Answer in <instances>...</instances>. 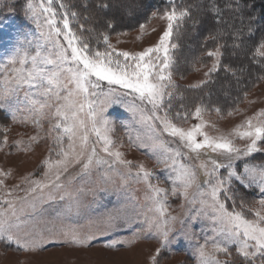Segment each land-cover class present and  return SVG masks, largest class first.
Returning a JSON list of instances; mask_svg holds the SVG:
<instances>
[{
	"label": "snow or ice",
	"instance_id": "snow-or-ice-1",
	"mask_svg": "<svg viewBox=\"0 0 264 264\" xmlns=\"http://www.w3.org/2000/svg\"><path fill=\"white\" fill-rule=\"evenodd\" d=\"M166 5L151 10L138 24L137 39H142L153 19L164 22L157 42L142 51H125L117 50L110 36L113 32L127 34L116 31V24L118 16L133 13L131 0H26V16L35 22L39 37L30 40L25 35L0 63V110L13 124L32 125L35 134L27 141L21 138L9 144L11 129L0 125V152L9 148L32 152L33 145L45 138L52 144L42 160L39 179L29 173L21 177V183L8 187L6 180L12 170L0 168V245L5 252L14 245L15 250L33 257L57 238L74 249H86L97 235L131 228L137 238L143 233L158 239L147 264H163L162 253L171 250L174 239L172 225L177 221L186 224L171 214L170 192L192 206L188 220L205 221L211 233L203 235V243L195 244L196 264H264V163L249 159L264 153V107L224 132L206 119L212 112L220 119L225 116L222 107L205 103L204 96L210 92L187 106L184 92L173 78L178 71L180 30L190 23L196 32L210 21L212 26L200 41V56L193 61L194 67L200 64L207 71L189 88H207L219 72L230 75L237 86L245 75L253 86L264 82V10L258 15L252 0H194L187 4L166 0ZM93 41L102 42L103 51L93 47ZM233 59L239 64L234 66ZM231 87L229 83L227 88ZM242 91L243 99L238 97V101L254 104L249 92ZM176 100L181 101L178 106H174ZM114 104L125 106L140 125L135 137L128 133V147L147 149L156 166L168 172L171 189L153 184L155 173L144 162L126 158L123 141L113 138L115 124L105 115ZM240 111L237 103L226 115ZM190 118L198 122L185 127ZM45 121L48 129L41 136ZM77 165L76 176L81 179L106 166L105 176L111 171L125 183L135 180L146 185L148 207L138 228L120 211L90 220L88 231L55 222L41 228L23 218L29 209L35 212L40 205L66 199L69 203L57 212V219L74 212L78 215L79 199L65 185V180L75 179L69 169ZM246 189L257 190L260 198L246 199ZM181 233L189 241L195 239V233L184 227ZM125 243L135 241L112 240L105 248L116 249ZM27 264L45 262L29 259Z\"/></svg>",
	"mask_w": 264,
	"mask_h": 264
},
{
	"label": "rangeland",
	"instance_id": "rangeland-1",
	"mask_svg": "<svg viewBox=\"0 0 264 264\" xmlns=\"http://www.w3.org/2000/svg\"><path fill=\"white\" fill-rule=\"evenodd\" d=\"M132 3L134 4L133 13L131 15H124L131 17L142 13L143 6L139 5L137 1ZM119 18L122 19V16H118L117 19ZM207 22L211 23L210 21ZM130 24L134 23L130 22ZM124 27L121 26L119 28L117 26L116 31H124L127 33L126 35L117 36L115 32L111 34L110 39L112 44L117 50L142 51L144 48L152 46L157 42L159 35L164 29V22L153 19L148 25V29L142 39H137L140 36L138 24L132 27ZM153 28L155 31H152ZM192 34L194 44L190 43L188 46L183 44L181 53L177 54L179 56L178 71L173 77L177 85L185 89H191L189 85L203 79V73L207 71V68L201 67L200 64H196L195 67L193 66L195 58L200 56L197 46L198 40H201L203 35H200L199 32ZM25 35L30 40H35L39 37V29H37L33 20L27 18L26 13L23 19L20 20L14 16H8L0 20V63L5 62L6 57L12 54L18 46V41L22 42ZM117 40L120 43H117ZM206 61L210 66V60ZM197 68L199 71L195 70ZM255 71L253 69V74ZM210 88L213 87L211 86ZM247 91L249 92V100L255 101L254 104L241 102L239 105L241 109L240 113L227 116V111H225L224 119H220L215 112H212L206 116V119L215 122L222 131H230L247 116L253 115L260 108L264 107V82H257L255 86H252ZM188 97L192 98V103L197 101L191 94ZM20 98L23 99V91L20 93ZM127 99H131V97ZM177 103H180V101H177ZM3 112L0 110V125L9 126L11 129L8 133L9 144L13 140L21 138L27 141L29 136L35 134V129L32 125L13 124L6 112L4 113L9 120H4L1 116ZM105 115L115 124L113 138L123 141L124 148L122 150L125 152L126 158L134 162H144L155 173L151 182L171 189L172 185L171 180L168 178V172L163 167L156 166L155 159L150 156L147 149L135 146L128 147V133L131 132L132 136L135 137L136 132L141 130L140 125L134 121L133 114L125 106L114 104L108 108ZM197 122L194 118H190L184 126L188 127ZM47 129L48 122L45 121L44 131L41 132V136L45 135ZM209 131L213 130L209 129ZM0 139H2V136H0ZM238 143L243 142L238 141ZM51 144V139L45 138L38 145H33L32 152H18L15 148L5 149L0 152V168L4 170L11 169L13 173L6 180L7 186L12 187L15 184L21 183V177L29 173L34 178L39 179L43 171L42 160L48 155L47 149ZM249 159L252 163H264V153H256ZM78 169V165L70 168L69 172L75 179H72L71 182L65 180L67 189L79 199L80 212L78 215L74 212L72 214H65L60 219H57V212H62L66 204L69 203L66 199L65 201H55L40 205L35 212L29 209L28 214L23 218L38 223L41 228L51 227V224L55 222L88 231V222L90 220L96 221L107 213L120 211L131 218L135 222L134 227L138 228L139 224L143 221L142 214L147 211L148 207V203L145 201V194L148 190L144 183H137L135 180H129L125 183L119 175L111 171H108L107 176H105L106 166L93 170L90 175L81 179L79 176H76ZM80 189H83V191H79ZM252 190L257 194L256 199L258 200L260 198L259 192L255 189ZM18 194L23 195V192H19ZM167 203L171 214L180 217V219L186 221V224L182 226L177 221L172 225L175 229L173 233L174 239L170 245L171 250L166 249L162 253L163 264H196L195 244L197 242L203 243V235H211L207 229L206 222L203 220H188L189 208L192 206L188 205L182 196H172L169 192ZM182 205L183 207H181ZM182 227L186 231L194 232L195 239L192 241L185 239L181 233ZM112 240H123L126 242L134 240L135 243H125L124 245H118L116 249H106L105 245ZM157 246L158 239L146 238V235L143 233L137 238L133 229L119 228L105 235H97L96 239L92 241L91 246L86 249H74L63 244L61 239L57 238L46 244V251H41L33 257H28L23 252L15 250L14 245L9 247L5 252L4 246L0 245V264H8L12 260H19L21 264H27V260L29 259L45 262V264H147V257L154 252Z\"/></svg>",
	"mask_w": 264,
	"mask_h": 264
},
{
	"label": "trees",
	"instance_id": "trees-1",
	"mask_svg": "<svg viewBox=\"0 0 264 264\" xmlns=\"http://www.w3.org/2000/svg\"><path fill=\"white\" fill-rule=\"evenodd\" d=\"M139 3V5L143 6V9L141 10L142 13L134 16H127V15H122V19H117V26L119 28L122 27H132L135 26L136 24L143 23L144 20L146 19V16L150 13L151 10L156 9V8H164L166 7V0H131V2ZM76 0H70V3H75ZM178 4L180 3H192L194 0H176ZM252 3L255 5V11L259 15L262 10H264V0H252ZM58 6V5H57ZM26 13V0H0V20L5 19L8 16H14L18 20L23 19L24 15ZM126 17V18H125ZM138 17V18H137ZM125 18V19H124ZM130 22H133L134 24H130ZM121 24V25H120ZM211 23L205 21V25L203 27H198L196 32H199L200 35L206 34V30L208 27H211ZM124 27V28H125ZM181 35L178 39V43L180 45L179 49L176 51V57L177 61L178 57L177 54L181 53V49L183 48V44H186L187 46L190 45V43L194 42L192 41V33H195L191 30L190 23H186L185 26L180 30ZM87 35V33H86ZM200 41L198 40V53H201V46H200ZM93 47H99L101 51H103V44L102 42L97 45L95 41H93ZM207 60V58H205ZM233 64L236 66L239 64L238 60L233 59ZM256 75V71L253 74V77ZM214 83H211L207 88L205 89H185L182 88L179 85V88L181 91L184 92V95L186 97V102L185 100L183 103H185L187 106H193L195 104V101L192 103L191 100L192 98L188 97V95H192L196 98H200L201 96H204L205 92H210V96H204V101L205 103H211L214 105H218L222 107L225 111L234 108L241 104V102L238 101V97L240 100L243 99V91L242 90H249L253 85H252V80L250 77L245 75L242 79V82L239 86L235 84V80L230 76V75H225L223 72H219L214 76ZM231 83L232 87L229 89L227 88V85ZM213 88H210V87ZM212 90H210V89ZM185 89V90H184ZM229 91L230 95L225 96L224 92ZM176 100L174 101V106H178L179 103H177ZM181 102V101H180ZM4 120H9L7 115L3 112L1 114ZM246 199L248 200H253V197L255 199L257 198V194L255 191L252 189H246ZM231 202L229 201V204Z\"/></svg>",
	"mask_w": 264,
	"mask_h": 264
},
{
	"label": "bare ground",
	"instance_id": "bare-ground-1",
	"mask_svg": "<svg viewBox=\"0 0 264 264\" xmlns=\"http://www.w3.org/2000/svg\"><path fill=\"white\" fill-rule=\"evenodd\" d=\"M119 17H120V16H119ZM125 18H126V17H125ZM125 18H124V19H125ZM137 18H138V17H137ZM119 19H120V18H119Z\"/></svg>",
	"mask_w": 264,
	"mask_h": 264
}]
</instances>
